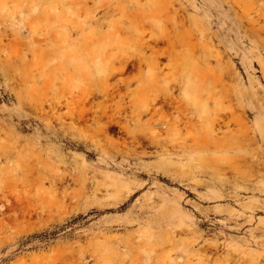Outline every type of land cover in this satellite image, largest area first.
Listing matches in <instances>:
<instances>
[{
  "label": "rangeland",
  "instance_id": "obj_1",
  "mask_svg": "<svg viewBox=\"0 0 264 264\" xmlns=\"http://www.w3.org/2000/svg\"><path fill=\"white\" fill-rule=\"evenodd\" d=\"M0 264H264V0H0Z\"/></svg>",
  "mask_w": 264,
  "mask_h": 264
}]
</instances>
